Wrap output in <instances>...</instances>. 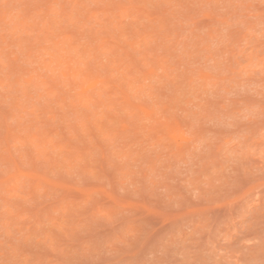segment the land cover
<instances>
[{"label":"rangeland","instance_id":"rangeland-1","mask_svg":"<svg viewBox=\"0 0 264 264\" xmlns=\"http://www.w3.org/2000/svg\"><path fill=\"white\" fill-rule=\"evenodd\" d=\"M0 264H264V0H0Z\"/></svg>","mask_w":264,"mask_h":264}]
</instances>
